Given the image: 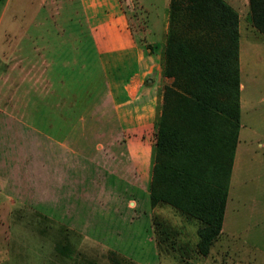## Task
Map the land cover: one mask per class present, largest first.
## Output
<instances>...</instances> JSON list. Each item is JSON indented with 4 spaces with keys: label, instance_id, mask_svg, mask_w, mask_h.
<instances>
[{
    "label": "rangeland",
    "instance_id": "obj_1",
    "mask_svg": "<svg viewBox=\"0 0 264 264\" xmlns=\"http://www.w3.org/2000/svg\"><path fill=\"white\" fill-rule=\"evenodd\" d=\"M114 1L134 38L133 50L104 57L96 53L89 69L67 62L65 81L50 78L49 84L27 78L24 64L18 63L16 73L15 66L1 59L9 53L11 16L12 21L20 19L19 29L38 30L27 38L29 45H65L68 53L75 46H89L93 20L100 21L103 13L93 15L89 0H0V48L6 52L0 54L2 112L22 111L27 104L36 109L49 96L55 109L77 114L60 119L64 132L61 127L54 134V125L41 123L42 131L56 137L47 140L58 148H36L27 140L23 152L30 158L28 176L35 190L32 195L0 198V264H264V255L253 254L220 231L207 245L199 242L196 219L165 202L150 205L162 91L171 82L162 73L168 0ZM232 5L241 20L245 16L249 21L247 0H232ZM163 9L165 31L159 36ZM26 15L33 20L26 22ZM149 27L155 33L148 36ZM22 39L19 46L27 44ZM134 60L139 70L127 87L131 99L124 103L119 88L131 76ZM59 93L64 97L57 98ZM146 114L150 117L144 118ZM8 119L0 117L5 147L14 135ZM139 125L144 127L140 130ZM125 128L129 131H121ZM17 136L20 143L23 139ZM6 155L8 163L0 167L10 185V179L25 177V165L19 163L16 171ZM138 157L143 160L139 164ZM111 251L115 254L109 260Z\"/></svg>",
    "mask_w": 264,
    "mask_h": 264
},
{
    "label": "trees",
    "instance_id": "obj_2",
    "mask_svg": "<svg viewBox=\"0 0 264 264\" xmlns=\"http://www.w3.org/2000/svg\"><path fill=\"white\" fill-rule=\"evenodd\" d=\"M247 4L264 36V0ZM237 37V12L226 1L168 0L162 73L171 82L162 91L149 200L196 219L205 245L220 231L237 140Z\"/></svg>",
    "mask_w": 264,
    "mask_h": 264
},
{
    "label": "crops",
    "instance_id": "obj_3",
    "mask_svg": "<svg viewBox=\"0 0 264 264\" xmlns=\"http://www.w3.org/2000/svg\"><path fill=\"white\" fill-rule=\"evenodd\" d=\"M227 3L235 10L232 0H228ZM146 4L148 6L149 2ZM89 6L93 9V15L101 12V14L103 13V18L100 21L93 20V23L90 20L93 27L89 30V46L87 48L75 46L72 52L67 53L65 45H58L57 47H49L47 44L29 45L27 38L37 35L38 30H35V33L34 30L26 28L19 29L20 19L15 18L13 22L11 16V23L9 24L11 37V44L8 47L9 53L6 59L5 57L1 59L8 60L11 67L15 66L16 73L18 63L24 64L27 70V78L38 81L44 79L45 82L47 81L50 84V78L55 79L57 82L61 80L60 83L65 81L63 75L67 62L76 63L77 61L80 66L83 65V67L89 69L93 68V60L97 59L96 53L104 57L109 53L116 54L132 51L135 43L134 38L127 26L126 19L118 9L117 3L114 0H102V4H100L97 0H89L87 7ZM162 11L159 36H162L165 31L166 11L164 9ZM26 17V22L33 20V17H28V15ZM237 32L239 127L220 232L225 238H231L238 245L249 248L253 251V254L264 255V36L251 26L245 16L241 20L239 14H237ZM154 33L155 30L149 27L146 35L149 36ZM1 35L2 33L0 37ZM23 37H25L27 44L19 46V38L22 39ZM0 47L2 46L0 45ZM4 49L1 50L0 48V54L2 51L5 52ZM19 51L23 52L24 55L19 56ZM132 63L134 64L133 73L131 72V76L129 77V74L121 82L119 88V98L125 100L124 103L131 99L128 96L127 87L132 77L139 70L138 62L134 60ZM37 70L44 75H40V79H37ZM250 84H258V88L252 89ZM59 95L62 96L59 93L57 98H59ZM51 102L52 99H50L49 103L48 96L46 99H42L40 103H37L36 109L34 107L29 108L28 104L25 110H16L17 112L15 113L11 111L6 114L0 109V117L4 115L9 118V132L14 134L6 147L2 146L0 142V166L8 163L4 157L5 154H9V156H6L12 160L10 162L16 166V171L19 163L25 165V177L22 180H19L20 178L18 180H15V178L10 179V185L8 180L3 178L0 167V198H10L13 195H32L35 190V184L33 183V177L28 176L30 158L23 152L27 140L30 145L33 144L36 148L45 147L51 149L53 148L51 145H54V148H58L56 144L48 141L49 139H56V137L54 135L50 137L51 131H42L41 123L47 122L52 126L54 125L52 133L56 134L58 128L62 127L61 132L65 131L64 119H62V122L60 120L62 117L65 118L71 114L77 115L76 112L72 113L61 108L55 109ZM20 117L23 119H19ZM34 117L39 118L40 123L36 122ZM143 117L148 118L150 116L146 114ZM137 127L141 130L144 126L139 125ZM121 131L128 132L129 129L125 128V130ZM32 132L36 134L35 137ZM18 134L23 139L20 143L17 142ZM35 138L40 139L36 141ZM3 148L8 149V152H4ZM18 149H20L19 153L22 156H17ZM137 161L139 164L143 160L138 157ZM1 203L2 200L0 201ZM8 203L10 204L9 200Z\"/></svg>",
    "mask_w": 264,
    "mask_h": 264
}]
</instances>
